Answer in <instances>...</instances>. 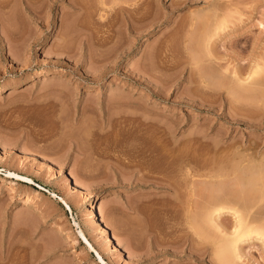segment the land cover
Returning <instances> with one entry per match:
<instances>
[{
    "label": "rangeland",
    "instance_id": "1",
    "mask_svg": "<svg viewBox=\"0 0 264 264\" xmlns=\"http://www.w3.org/2000/svg\"><path fill=\"white\" fill-rule=\"evenodd\" d=\"M204 173L264 229V0H0V264H213L182 214Z\"/></svg>",
    "mask_w": 264,
    "mask_h": 264
},
{
    "label": "bare ground",
    "instance_id": "2",
    "mask_svg": "<svg viewBox=\"0 0 264 264\" xmlns=\"http://www.w3.org/2000/svg\"><path fill=\"white\" fill-rule=\"evenodd\" d=\"M100 3H101V1H100ZM257 70L258 69H256V68L251 70V72L248 73L246 77L255 75ZM53 71L58 72L59 70L54 69ZM238 79H237L238 81L242 80L240 78H238ZM243 81H240V82H243ZM241 88H243V87H241ZM163 175H164V173H163ZM162 176L156 178V180L160 181L159 182L160 184L165 183V185H167L172 191L176 190L174 188L175 187L174 184H176V183L172 181L170 176H168L170 179L166 176V174H165L166 177L165 176L162 177ZM208 176H209V179H208ZM208 176L206 175L207 178L206 179L204 178V181H202L203 184H202V182L200 183V185L202 184L201 188L203 189L205 187L204 190L207 191L206 192L203 190L204 194H203V192H201V195L203 194L202 197L199 195L200 193H198V196H197V192L195 191V188H194V182L198 183L197 180L196 181L193 180L194 181L193 182L191 178L189 179V182L187 184L188 188H187L186 192L184 193V194H186V196L183 195L184 198H183V202H182L184 204V202L186 200V202H185L186 209H184L185 206L182 205V203H181V201H182V199H181L182 194L181 193L182 192L179 193V191L177 190L178 191V193H177L174 191L172 200H174L175 202L177 201V203L179 202V204L181 203V205L184 206L183 207L184 210L182 211V214L185 218V221H187L186 223H188V228H187V229H189V231H188L189 233L187 232L188 238L191 239L192 237H196V238L198 237L197 239L199 241H201V240L203 242L205 241L210 246L208 250L209 251L211 250L213 252L212 254H213V258H214L213 259L214 262L211 260L212 263L213 264H235L236 260H238L240 258V246H241L240 244L247 241L251 235L256 236L257 238H259L261 240H264V229L259 227V225L257 226L254 224L252 225L251 223H247L248 221L245 220L246 217L243 218L240 211L234 209L233 206L228 203L229 198H226V196H228V195L225 194L226 196L224 197V195L220 196L221 195L220 194L218 196L217 194H219V193H217L215 190L217 188V186H215L216 184H214V182L212 181L213 178H211L212 177L211 174ZM5 177L9 178L10 181L13 180L12 179V177H13V178L18 179V180L23 179V180H27L28 182H32L31 178L24 176V175H21V174H18V173H15L14 171H10V170L5 171ZM262 180H264V178H262ZM184 184H186V183H184ZM75 185L78 186V181H75ZM197 187H198V185H197ZM11 191L12 190L9 189L8 193H11ZM219 191H221V188L219 189ZM226 193H227V191H226ZM199 196H200V199L202 198V200L197 203V200H194L195 199L194 197L198 198ZM58 199L64 207H67L68 209L70 208L69 204L67 203V201L62 196H60ZM223 210H225V212H227V211L232 212L231 214L233 215L234 222L230 226H223V225L221 226V223L219 225V222H217L218 221L217 217L220 215V213ZM88 211H89L88 212L89 220H92V221L95 220V222L99 223V231L101 232L102 235L106 236L107 241L110 242L112 244V246H114V248L119 246L120 249L125 250L126 248H123L124 246L121 243V240L117 239V237L114 234L109 232L108 225L105 222V220L102 217L100 218V216L98 215V211L96 210V206L94 204L93 205L91 204L90 209ZM135 214L137 215V213H135ZM227 214H228V212H227ZM36 218L40 219V218H42V215L36 214ZM248 220H249V218H248ZM75 234H76V236H75L76 238L73 239V241L78 242V239H79L82 242L83 246L86 247L87 250H89L93 253L95 262H98V263H104L105 262V259L102 255V253L100 252V250L97 247H94L92 242L86 236V233L84 232L81 225L77 224V229H75ZM190 235H192L191 238L189 237ZM184 238H185V236H184ZM189 239H188V241H189ZM194 241H195V239H194ZM202 244L206 245V243H202ZM126 253L128 255L127 260L131 259L132 256L129 253V251L127 252V250H126Z\"/></svg>",
    "mask_w": 264,
    "mask_h": 264
}]
</instances>
